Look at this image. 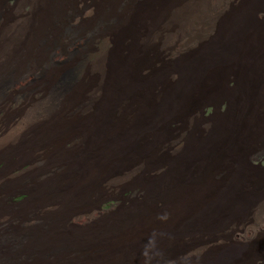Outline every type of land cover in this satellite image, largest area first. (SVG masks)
I'll list each match as a JSON object with an SVG mask.
<instances>
[{
  "label": "bare ground",
  "instance_id": "1",
  "mask_svg": "<svg viewBox=\"0 0 264 264\" xmlns=\"http://www.w3.org/2000/svg\"><path fill=\"white\" fill-rule=\"evenodd\" d=\"M25 2L31 5L29 15L13 23L0 20V107L9 101L12 82L27 72L44 76L46 95L25 118L10 120L14 127L0 144V159L11 167L34 162L19 182L33 191V204L80 199L62 187L91 182L93 168L111 162L129 157L134 164L140 156L163 161L153 153L150 128L161 134L172 120L188 129H178L182 143L161 193L172 203L158 215L223 216L252 195L264 197V174L254 176L247 164L264 150V0ZM69 34L71 42L97 39L102 46L74 87L57 86L58 72L50 70L49 60ZM231 79L235 85L229 88ZM219 100L228 101V111L199 126L201 107ZM78 131L88 154L74 152L69 164L76 175L55 182L56 173L39 153L54 140L62 164L60 142ZM258 209L264 212V204ZM68 212L65 205L59 217L53 213L23 235L2 236V242H26L63 260L69 239L58 238L56 226ZM102 234L106 229L97 237ZM262 245L264 236L234 255L246 258Z\"/></svg>",
  "mask_w": 264,
  "mask_h": 264
},
{
  "label": "rangeland",
  "instance_id": "2",
  "mask_svg": "<svg viewBox=\"0 0 264 264\" xmlns=\"http://www.w3.org/2000/svg\"><path fill=\"white\" fill-rule=\"evenodd\" d=\"M30 12L31 5L25 0H6L0 9V20L17 22ZM71 36H66L65 46L52 49L50 70L58 72L57 86L74 87L102 46L97 39L71 42ZM44 80V76L31 71L12 82L8 89L9 101L0 107V144L14 127L10 120L25 118L31 106L43 100ZM234 85L232 79L228 81L229 88ZM228 108L227 100L207 101L198 114L202 121L199 126L204 127L205 122L216 115L225 114ZM181 128L188 129V126L175 120L167 122L161 134L150 128L153 153L164 157L163 161L148 162L140 156L132 164L127 157L104 168H93L96 176L91 182H67L62 188L81 196L74 202L33 204V191L19 182L33 169L34 162L25 161L11 167L0 159V264H264V245L246 258L234 255L264 236V212L258 209L264 204V197L256 199L252 195L250 202L232 207L223 216L200 214L166 218L158 215V210L172 203L161 193L169 179L170 164H174L178 155L177 147L182 143L178 130ZM174 131L179 135L171 138L170 132ZM84 138V133L78 131L61 140L65 150L62 164H58L60 155L56 153L58 144L54 140L46 152L39 153L38 159H44L45 166L56 173L55 182L63 176L67 181L71 179L66 177L76 175L77 169L69 161L73 160L74 152L83 150V154H88L82 147ZM258 152L247 160L256 177L264 174V150ZM147 153V156L151 154ZM50 154L52 159L48 161L45 158ZM44 205L45 211H42ZM65 205L69 212L61 225L56 226V236L69 239L70 250L63 253V260L46 255L40 247L26 242L20 245L2 242V236L23 235L53 213L59 217L58 212ZM103 229L106 234L97 237V232ZM93 237L96 240H89Z\"/></svg>",
  "mask_w": 264,
  "mask_h": 264
}]
</instances>
